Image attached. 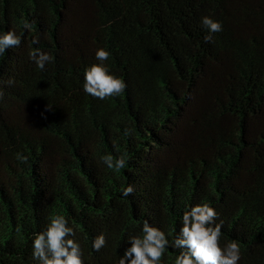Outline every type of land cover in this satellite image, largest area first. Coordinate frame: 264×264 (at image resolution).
<instances>
[{
    "label": "trees",
    "instance_id": "trees-1",
    "mask_svg": "<svg viewBox=\"0 0 264 264\" xmlns=\"http://www.w3.org/2000/svg\"><path fill=\"white\" fill-rule=\"evenodd\" d=\"M205 16L223 26L212 42ZM8 31L22 42L0 55V264H40L34 236L57 214L84 264H119L143 221L171 242L203 203L220 246L237 240L238 264H264V0H0ZM36 48L53 57L43 71ZM101 48L127 84L105 100L83 90Z\"/></svg>",
    "mask_w": 264,
    "mask_h": 264
},
{
    "label": "clouds",
    "instance_id": "clouds-1",
    "mask_svg": "<svg viewBox=\"0 0 264 264\" xmlns=\"http://www.w3.org/2000/svg\"><path fill=\"white\" fill-rule=\"evenodd\" d=\"M201 22L209 33L204 37L205 42H212L213 34L223 30L222 23L210 17H203ZM23 27L30 31L32 24L24 21ZM21 42V36L14 31L0 35V55H4L9 49L18 48ZM38 43V39L33 40V44ZM110 56L109 51L103 48L98 49L95 58L100 63L91 65L84 72V92L99 100L120 96L127 88L122 78L110 74L105 64ZM29 59L41 71L45 69L46 64L53 61L52 55L39 48L29 53ZM9 83L12 81L10 80ZM2 99L3 91L0 90V100ZM50 109L51 106H48L46 111ZM124 134L127 136L131 132L125 129ZM16 158L21 163H28V157L22 153H17ZM101 160L109 169L117 171L127 166L125 156L115 158L105 155ZM134 191V187L129 185L122 189V195L128 197ZM217 219L218 213L209 204L192 206L190 210L184 211L182 226L171 242L165 232L145 220L139 235L129 234L127 243L130 247L125 248L119 264H161L162 258L170 247L180 250L174 264H238L241 259L239 242L232 240L223 248L220 246L223 221L217 223ZM68 224V219L63 215L57 214L50 218L46 228L34 236L33 259L38 260L40 264H84L80 245L73 239L76 233ZM106 243L105 236L101 234L93 240L92 247L94 251L99 252Z\"/></svg>",
    "mask_w": 264,
    "mask_h": 264
}]
</instances>
